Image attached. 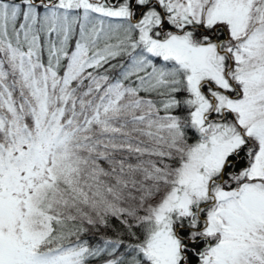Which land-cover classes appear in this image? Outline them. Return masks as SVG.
Masks as SVG:
<instances>
[{"label":"snow or ice","instance_id":"snow-or-ice-1","mask_svg":"<svg viewBox=\"0 0 264 264\" xmlns=\"http://www.w3.org/2000/svg\"><path fill=\"white\" fill-rule=\"evenodd\" d=\"M0 264H264V0H0Z\"/></svg>","mask_w":264,"mask_h":264}]
</instances>
